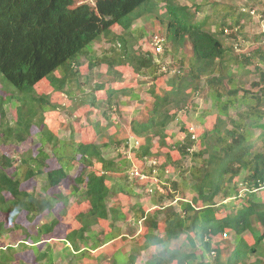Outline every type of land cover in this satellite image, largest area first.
I'll list each match as a JSON object with an SVG mask.
<instances>
[{"label":"trees","instance_id":"1","mask_svg":"<svg viewBox=\"0 0 264 264\" xmlns=\"http://www.w3.org/2000/svg\"><path fill=\"white\" fill-rule=\"evenodd\" d=\"M149 1L152 0H97L92 7L75 6L74 0H0V145L25 142L33 126L43 127L45 111L55 108L48 95L37 93L36 86L47 79L61 90L67 77L59 81L55 73L74 75L73 67L89 54V45L112 35L115 27L129 31L135 21L154 15L157 6L153 9L150 4L135 14ZM163 9L167 44L172 51L189 50V64L186 71L179 70L169 78L167 89L153 95L147 119L132 121L131 133L141 141L133 152L135 160L143 164L156 155L154 139L159 146L167 147L169 125L189 107L202 79L218 122L198 137L183 129L186 138L174 148L182 158L191 157L194 165L184 170L179 183L164 178L171 160L152 170L143 169L144 175L156 180L150 186V196L155 198L151 203L153 212L138 206L139 216L135 219H142L146 231L128 250L117 248L108 258L109 264H135L144 251L151 252L146 264H264V195L259 192L264 190V154L255 149L259 141L264 144V70L260 68L264 55L254 49L233 57L220 38L229 28L232 33L228 38H234L236 43L243 29L242 20L249 18L250 13H234V22H222L224 32L218 34L211 29L210 15L197 19L186 4L166 0ZM258 37L262 39L264 35ZM118 41L122 57L134 62L138 74H154L158 65L151 54L135 57L125 39ZM251 67L258 73V82L252 84L256 91L239 84L243 71ZM7 104L15 108L13 122L7 117ZM256 131H260L258 137ZM37 136L39 151L36 155L23 154L19 163L0 152V215L5 216L0 220V240L12 230L8 223L13 224V229L20 228L17 220L22 214L34 222L44 214L52 216L61 202L67 203L68 198L62 194L47 193L67 181L72 197L88 204L76 216L77 224L64 240L76 258L88 259L91 252H99L111 241L120 237L126 240L115 222L128 221L127 213L120 207L109 208V200L113 194L135 195L126 185L130 161L120 156L119 160L107 159L103 151L110 143H67L46 128L39 130ZM124 144L128 148V141ZM46 145L51 146L55 157L54 168L49 167L51 158L44 150ZM195 146L197 151H193ZM76 161L82 170L72 177ZM95 165H99V172L93 170ZM243 173L246 176L239 179ZM40 177L45 180L42 199L35 191L22 188L24 183ZM186 191L194 196L189 202L180 201L179 211L172 205L165 206L166 200H174L175 194ZM230 199H239V205L226 204ZM61 213L65 214V209ZM101 222L110 224L103 239L93 230ZM59 224L55 218L41 225L35 235L27 236L33 241L29 248L38 264H54L50 241H45V250L37 244L43 237L54 235ZM227 232L233 235L234 246L224 257ZM247 233L251 241L245 237ZM182 236L191 248L171 246ZM16 252L13 246L0 247V264H12ZM253 257L255 261L248 263ZM93 259L88 264H107L99 256Z\"/></svg>","mask_w":264,"mask_h":264},{"label":"rangeland","instance_id":"2","mask_svg":"<svg viewBox=\"0 0 264 264\" xmlns=\"http://www.w3.org/2000/svg\"><path fill=\"white\" fill-rule=\"evenodd\" d=\"M96 1L74 0L75 6L87 4L92 7ZM165 1H149V3L141 6L135 14L142 12L145 6L150 4L153 9L157 6L154 15L135 21L129 31L123 30L121 27H115L112 35L100 37L89 45L87 49L90 51L89 54L81 57L79 65L73 67L74 75L69 73L67 76L62 71L55 73L59 81L64 76L67 77L66 80L64 79L65 85L61 90L59 89L60 91L56 90L47 79L36 86L37 93L48 95L50 104L54 105L55 108L45 111L42 122L43 127L33 126L30 134L26 136L27 140L25 142L20 145L14 143L0 145L1 153L17 159L19 163L23 154H37L41 146L37 132L43 128L50 130L58 140L67 143L98 142L101 145L102 143H110L109 148L103 151L107 159L119 160L121 158H118V156H120L131 163L127 167L129 181L126 185L135 195L128 197L113 194L109 200V208L120 207L127 213L128 221L115 222V227L120 230L126 240H121L122 237L113 240L102 246L99 252H91L88 259L76 258L75 252L68 247L64 240L67 232L75 228L77 224L75 221L76 216L86 210L88 204L86 202L79 203L77 198L72 197L70 182L67 181L59 188L47 192L48 194L60 193L63 197L68 198L67 203L63 201L55 207L52 216L44 214L37 217L34 222H30L27 220L26 215L22 214L17 220L20 228L13 229V224H7L8 229L12 230L0 240V247L13 246L16 248L17 252L12 264H38L34 254L30 251L31 248H29L32 247L33 241L27 236L35 235L41 225L50 223L55 218L60 221L56 233L43 237L42 242L37 244L40 250H45L48 246L45 241H50L54 264H88L92 262L93 256H99L100 260L109 264L110 260L108 258L117 248L128 250L145 233L146 228L143 226L142 219L139 221L135 219L139 216L138 206L140 205L147 212H153L150 210H152L151 203L155 198L150 196V186L152 183H156V180L153 179V176L144 175L143 169L152 170L161 167L164 162H167V159L168 163L171 160L167 172L164 173V178L170 182L179 183L184 170L194 165L191 157L182 158L174 146L186 138L183 129L189 131L194 137H198L204 131L211 130L218 122L217 117L214 116L215 110L211 108V101L207 98L208 88L205 79L198 82V93L192 94L189 107L179 113L177 120L169 125L170 138L167 141V147L159 146L157 139H154L153 146L156 155L145 160L143 164L135 160L133 153L140 147L141 141L135 139L131 133L132 121L146 120L149 111L152 109L153 95L155 93L160 94L167 89L166 84L169 78L179 73V70L181 72L186 71L189 64V50L182 53L172 51L171 45L167 44L166 27L163 21ZM177 2L180 5L186 4L197 19L210 15L211 29L213 32L218 31V34L222 30L224 32L223 27L221 28L222 22L225 21L227 25L234 22V13L239 10L250 13L249 18L242 20L243 29L236 43L234 38H228V35L232 33L229 28H227L224 35H220V38L224 46L231 51L233 57L250 53L254 49H258L264 55V38L261 37L262 39H260L258 37L264 35V0H177ZM214 24L217 28L213 27ZM119 38L126 40L130 52L135 57L144 55V53L153 56L154 62L158 65L153 75L138 74L134 69V62L122 57ZM158 46L161 47V52L156 51L159 48ZM260 68L264 70V62ZM257 75L258 73L253 67L247 68L239 77V84L242 83L245 88L256 91V88H252V84L258 82ZM0 94H3L1 85ZM110 95L112 97L109 98ZM7 107V117L9 121L13 122L16 119L15 108L8 104ZM39 118L40 116L37 117V119ZM259 134L260 131L255 132L257 137ZM125 141H128V148L125 147ZM197 149H199L197 146L193 147V151H197ZM255 149L264 154V144L262 142L259 141ZM44 150L51 158L49 167H56L57 164L51 146L46 145ZM80 170H82V166L76 161L70 175L76 177ZM93 170L99 172V165H95ZM113 176L120 178L124 174H113ZM245 176L246 174L243 173L239 179ZM44 187L45 180L43 177L32 179L22 185L24 190L35 191L38 198L41 199L44 198L41 191ZM259 192L261 196L264 195V190ZM193 196L188 191L184 194H175L176 198L166 200L165 206L172 205L179 211L180 201L185 199L189 202ZM238 201L239 199H230L226 200L225 203L239 205ZM63 209H65V214L61 213ZM221 212L222 215L226 214V211ZM162 218V216L159 217V219ZM4 219L5 216L0 215V220ZM109 225L106 222H101L99 225L94 226L93 230L97 232L100 239H103V235L110 231ZM227 233L228 236L223 237L225 245H223L222 254L224 257L229 255L230 249L234 246L233 235L230 232ZM245 237L251 241L249 233ZM171 246L183 250L191 248L185 236L173 242ZM150 256L151 252H142L135 264H146ZM253 261H255L254 257L250 258L248 263Z\"/></svg>","mask_w":264,"mask_h":264},{"label":"built area","instance_id":"3","mask_svg":"<svg viewBox=\"0 0 264 264\" xmlns=\"http://www.w3.org/2000/svg\"><path fill=\"white\" fill-rule=\"evenodd\" d=\"M226 31H227V30H226ZM158 47H159V48H157L156 51H157V52H161V49H160L161 47H160V46H158ZM225 236H226V235H225Z\"/></svg>","mask_w":264,"mask_h":264},{"label":"clouds","instance_id":"4","mask_svg":"<svg viewBox=\"0 0 264 264\" xmlns=\"http://www.w3.org/2000/svg\"><path fill=\"white\" fill-rule=\"evenodd\" d=\"M15 214V213H14Z\"/></svg>","mask_w":264,"mask_h":264}]
</instances>
